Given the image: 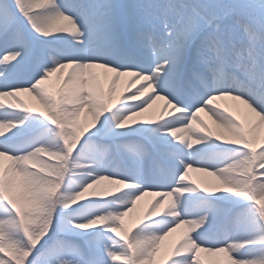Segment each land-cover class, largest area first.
I'll use <instances>...</instances> for the list:
<instances>
[{
    "label": "snow or ice",
    "instance_id": "6c2138e0",
    "mask_svg": "<svg viewBox=\"0 0 264 264\" xmlns=\"http://www.w3.org/2000/svg\"><path fill=\"white\" fill-rule=\"evenodd\" d=\"M205 258L264 264V0H0V264Z\"/></svg>",
    "mask_w": 264,
    "mask_h": 264
},
{
    "label": "bare ground",
    "instance_id": "6f19581e",
    "mask_svg": "<svg viewBox=\"0 0 264 264\" xmlns=\"http://www.w3.org/2000/svg\"><path fill=\"white\" fill-rule=\"evenodd\" d=\"M55 78H53L54 80ZM124 89V83H121L118 88H117V92H122ZM22 99H24V101L30 106L32 107L34 110L35 109H39V105L30 97L28 96L27 94H22ZM219 103H221L222 105L223 104H228L230 107L233 105L234 102L230 101V100H225V101H220ZM163 107V102L162 101H157L153 106L152 108H150L146 113L143 114V118H146V119H151V120H155L159 117L160 115V111ZM198 119H201L203 120L205 123H208L209 125H211V121L209 120L208 118V115L206 113H199L198 114ZM194 175H198L200 177V179H202L203 181L204 180H208V181H214V178L212 177H205L203 174L201 173H197V172H193ZM191 176V175H190ZM195 179V178H194ZM196 180V179H195ZM147 196V195H146ZM149 196V195H148ZM141 201V200H140ZM137 202V205H136V208L133 210V212H131L129 214L128 217H126V221L131 224V223H134L135 220L137 218H139L140 216H142L145 212V204H143L142 202ZM184 233V232H183ZM174 234H178L177 233V230L170 234L171 235H174ZM179 236V235H177ZM176 239V238H175ZM178 242V240H176ZM175 240H173L172 242L169 240V237H167L165 239V241L162 242V247L164 249H167V248H170L172 246H174L177 242Z\"/></svg>",
    "mask_w": 264,
    "mask_h": 264
},
{
    "label": "rangeland",
    "instance_id": "374dc122",
    "mask_svg": "<svg viewBox=\"0 0 264 264\" xmlns=\"http://www.w3.org/2000/svg\"><path fill=\"white\" fill-rule=\"evenodd\" d=\"M36 111H39L38 109H35ZM190 175H191V177L194 179H196L197 180V182H202L203 180L202 179H200V177L196 174V175H194V173L192 172V173H190ZM155 199H157V197L155 196V195H153V194H149V196L147 195V196H145V197H143L142 199H141V201L140 202H142L143 204H145L146 206H145V212L147 211V209H148V207L150 206V204L155 200ZM139 202V201H138ZM185 231V228L184 227H181L180 229H177V233L178 234H174V235H171V236H169V240L172 242L173 240H180V239H182V237H183V232ZM177 235H179V236H177ZM176 238V239H175ZM177 242V241H176ZM173 247V246H172ZM172 247H170V248H167V249H164L163 247H162V253H161V255H163V253H165V252H167L168 250H170ZM158 259H160V257H158ZM205 260H206V264H207V258H205Z\"/></svg>",
    "mask_w": 264,
    "mask_h": 264
}]
</instances>
